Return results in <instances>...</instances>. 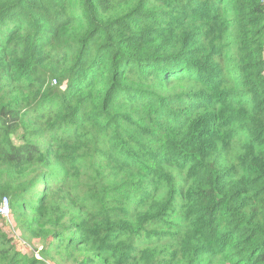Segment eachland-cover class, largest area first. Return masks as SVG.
Listing matches in <instances>:
<instances>
[{
	"label": "trees",
	"instance_id": "1",
	"mask_svg": "<svg viewBox=\"0 0 264 264\" xmlns=\"http://www.w3.org/2000/svg\"><path fill=\"white\" fill-rule=\"evenodd\" d=\"M4 199L0 264H264V0H0Z\"/></svg>",
	"mask_w": 264,
	"mask_h": 264
},
{
	"label": "built area",
	"instance_id": "2",
	"mask_svg": "<svg viewBox=\"0 0 264 264\" xmlns=\"http://www.w3.org/2000/svg\"><path fill=\"white\" fill-rule=\"evenodd\" d=\"M10 206L7 199H4L2 204L0 205V217L9 218L10 217Z\"/></svg>",
	"mask_w": 264,
	"mask_h": 264
},
{
	"label": "rangeland",
	"instance_id": "3",
	"mask_svg": "<svg viewBox=\"0 0 264 264\" xmlns=\"http://www.w3.org/2000/svg\"><path fill=\"white\" fill-rule=\"evenodd\" d=\"M7 226H8L9 229H7L6 224H5L4 221H0V228L5 229L6 233L9 234V236L12 237V233H13V232H12V226H11V224H10V221L7 222ZM35 245L38 246V243L36 242ZM29 253H30V255L33 254V252H29Z\"/></svg>",
	"mask_w": 264,
	"mask_h": 264
}]
</instances>
